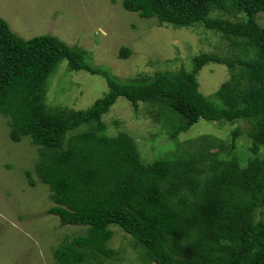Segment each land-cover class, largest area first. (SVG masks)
<instances>
[{"label":"trees","instance_id":"obj_1","mask_svg":"<svg viewBox=\"0 0 264 264\" xmlns=\"http://www.w3.org/2000/svg\"><path fill=\"white\" fill-rule=\"evenodd\" d=\"M121 5L159 24L201 25L227 42L228 53L199 54L190 71L116 79L93 67L86 50L51 35L24 40L0 18V115L8 119L9 138L19 142L27 136L38 147L33 170L48 186L54 204L48 213L61 226L88 227L56 249L57 262L103 264L102 258H115L108 242L109 226L116 225L143 249L144 264H264V25L257 21L264 0H122ZM130 54L124 46L118 51L120 59ZM62 60L69 71L102 77L108 92L83 110L47 106V81ZM209 63L230 70L211 98L199 91L196 79ZM120 97L134 109L139 102L164 108L166 119H176L173 139L200 120L238 125L229 146L206 137L194 153L179 148L144 164L126 132L105 133L102 117ZM242 121L247 128L239 126ZM241 135L250 139L254 155L245 163L234 153ZM26 175L34 185L29 171Z\"/></svg>","mask_w":264,"mask_h":264},{"label":"rangeland","instance_id":"obj_2","mask_svg":"<svg viewBox=\"0 0 264 264\" xmlns=\"http://www.w3.org/2000/svg\"><path fill=\"white\" fill-rule=\"evenodd\" d=\"M122 0H0V18L11 31L27 40L51 35L73 49H84L91 65L106 69L114 78L131 79L151 76L157 71L177 72L192 68L193 57L215 53L226 57L227 42L201 25L174 27L159 24L155 18L142 19L125 10ZM264 25V13L257 15ZM131 54L118 57L120 47ZM89 63V64H90ZM62 60L47 81L45 103L75 110L90 107L108 92L105 80L85 71H69ZM230 77L224 65L209 63L196 75L199 91L211 98ZM156 103L139 102L137 108L120 97L102 117L107 136L126 132L134 139L142 163L169 157L182 148L194 153L206 137L230 144V133L238 124H218L200 120L175 139L170 137L173 122ZM169 121V122H168ZM8 119L0 115V264H61L56 249L65 241L85 235L87 226H61L55 215L48 213L54 204L48 186L34 173L38 147L29 137L19 142L9 138ZM239 126L247 128L245 122ZM234 153L245 163L254 157L246 135L236 140ZM216 149H212V152ZM263 159L262 151L257 155ZM30 172L34 185L29 184ZM259 215V214H258ZM261 218L264 220V207ZM108 247L117 252L113 259L102 258L103 264H144V251L130 235L111 225ZM67 239V240H66ZM136 244L138 248H135ZM63 259L64 254H58ZM59 261V260H58Z\"/></svg>","mask_w":264,"mask_h":264}]
</instances>
